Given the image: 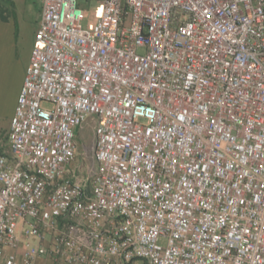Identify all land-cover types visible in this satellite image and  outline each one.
<instances>
[{"label": "built area", "instance_id": "built-area-1", "mask_svg": "<svg viewBox=\"0 0 264 264\" xmlns=\"http://www.w3.org/2000/svg\"><path fill=\"white\" fill-rule=\"evenodd\" d=\"M39 1L0 264H264V0Z\"/></svg>", "mask_w": 264, "mask_h": 264}, {"label": "crops", "instance_id": "crops-1", "mask_svg": "<svg viewBox=\"0 0 264 264\" xmlns=\"http://www.w3.org/2000/svg\"><path fill=\"white\" fill-rule=\"evenodd\" d=\"M40 11L41 5L37 12L39 14L38 24ZM19 33L20 26L14 12V2L6 0L0 8V135H5L3 141L0 139V148L6 149L4 154H8L7 136L10 120L14 113L17 97L22 88L25 71L31 55L29 54V58L24 60L25 62L16 58L17 55L14 50L16 51ZM44 262L46 263L47 261L40 258L37 264H43Z\"/></svg>", "mask_w": 264, "mask_h": 264}, {"label": "rangeland", "instance_id": "rangeland-1", "mask_svg": "<svg viewBox=\"0 0 264 264\" xmlns=\"http://www.w3.org/2000/svg\"><path fill=\"white\" fill-rule=\"evenodd\" d=\"M4 1V2H3ZM6 0H0V8L4 5ZM14 2V12L16 13L18 24L20 26V33L18 43L16 44L15 54L20 61L27 60L31 54L39 20L38 9L40 8L39 0H12ZM84 24V22H83ZM3 29V28H2ZM25 62V61H24ZM95 124V119L89 117L85 123L84 129L79 133L78 150L76 161L82 165V174L85 175V169L92 166V126ZM1 133V132H0ZM3 141L5 135H0ZM6 151H3V153ZM8 155V154H5ZM43 264H49L44 262Z\"/></svg>", "mask_w": 264, "mask_h": 264}, {"label": "trees", "instance_id": "trees-1", "mask_svg": "<svg viewBox=\"0 0 264 264\" xmlns=\"http://www.w3.org/2000/svg\"><path fill=\"white\" fill-rule=\"evenodd\" d=\"M4 150H6V149H4V148H0V155L8 156V155H5V154L3 153Z\"/></svg>", "mask_w": 264, "mask_h": 264}]
</instances>
